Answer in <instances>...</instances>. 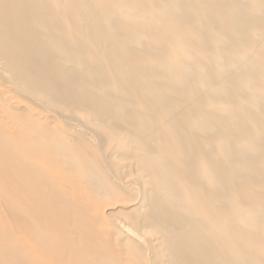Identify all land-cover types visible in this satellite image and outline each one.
Returning a JSON list of instances; mask_svg holds the SVG:
<instances>
[{"label":"bare ground","instance_id":"1","mask_svg":"<svg viewBox=\"0 0 264 264\" xmlns=\"http://www.w3.org/2000/svg\"><path fill=\"white\" fill-rule=\"evenodd\" d=\"M0 264H264V0H0Z\"/></svg>","mask_w":264,"mask_h":264},{"label":"rangeland","instance_id":"2","mask_svg":"<svg viewBox=\"0 0 264 264\" xmlns=\"http://www.w3.org/2000/svg\"><path fill=\"white\" fill-rule=\"evenodd\" d=\"M251 52H253V51H248L249 54H251Z\"/></svg>","mask_w":264,"mask_h":264}]
</instances>
